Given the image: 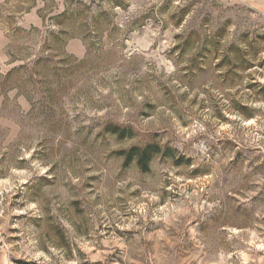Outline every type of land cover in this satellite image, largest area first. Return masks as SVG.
<instances>
[{
	"label": "rangeland",
	"instance_id": "1",
	"mask_svg": "<svg viewBox=\"0 0 264 264\" xmlns=\"http://www.w3.org/2000/svg\"><path fill=\"white\" fill-rule=\"evenodd\" d=\"M0 254L264 264V0H0Z\"/></svg>",
	"mask_w": 264,
	"mask_h": 264
},
{
	"label": "trees",
	"instance_id": "2",
	"mask_svg": "<svg viewBox=\"0 0 264 264\" xmlns=\"http://www.w3.org/2000/svg\"><path fill=\"white\" fill-rule=\"evenodd\" d=\"M107 131L112 135H117V137L120 139L125 137L124 131L118 129L117 127L111 126L107 129ZM159 153H161L159 147L155 145H148L144 148L132 147L129 151H123L122 153H120V155H125L126 162H135L143 172H146L148 171V165L151 160ZM165 154L172 158V155H170L169 150L166 151ZM180 164L181 163L179 161L176 162V165Z\"/></svg>",
	"mask_w": 264,
	"mask_h": 264
},
{
	"label": "crops",
	"instance_id": "3",
	"mask_svg": "<svg viewBox=\"0 0 264 264\" xmlns=\"http://www.w3.org/2000/svg\"><path fill=\"white\" fill-rule=\"evenodd\" d=\"M73 44H74V43H73ZM82 52H83L82 49H79V53H78V55L81 56V53H82ZM0 264H5L4 259H3V257H2L1 254H0Z\"/></svg>",
	"mask_w": 264,
	"mask_h": 264
}]
</instances>
